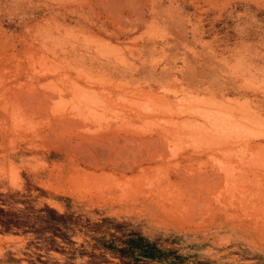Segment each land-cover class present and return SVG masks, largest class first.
I'll return each mask as SVG.
<instances>
[{
    "label": "rangeland",
    "instance_id": "374dc122",
    "mask_svg": "<svg viewBox=\"0 0 264 264\" xmlns=\"http://www.w3.org/2000/svg\"><path fill=\"white\" fill-rule=\"evenodd\" d=\"M0 210V264H264V0H0Z\"/></svg>",
    "mask_w": 264,
    "mask_h": 264
},
{
    "label": "bare ground",
    "instance_id": "6f19581e",
    "mask_svg": "<svg viewBox=\"0 0 264 264\" xmlns=\"http://www.w3.org/2000/svg\"><path fill=\"white\" fill-rule=\"evenodd\" d=\"M34 100V99H33ZM52 100V99H51ZM37 101V100H36ZM35 102V101H34ZM25 103V102H24ZM30 107V106H29ZM44 108V107H43ZM98 125V124H97ZM96 126V125H95ZM93 128V127H92ZM123 127H121V129H122ZM105 129H107V128H103L102 126H100V125H98L96 128H95V130H94V132L93 133H90L89 135L87 134H84V135H86L82 140L84 141V142H74V143H70L69 145L70 146H73V147H75L76 149H78L80 152H85V153H88L89 155L91 154L92 155V157H93V155H95V159H96V157H97V155H98V157L100 156V155H104L102 158H104L105 156H109V155H116V154H118L119 152H120V150L121 149H126L125 148V146L124 147H122V146H120L119 144H121L122 142H131L132 141V144H134L133 143V141L134 140H138L139 142H157L158 141V139H159V135L157 136V135H150V136H144V135H138L137 136V134L136 133H134V132H132V130H124V128H123V132H124V134H121L122 136L120 137L122 140H121V142L118 144V141H117V139L116 138H114L112 141H110V139H109V135L108 134H110V133H112L111 131L112 130H115L116 128H114V129H112L111 131H110V133H108V134H105L104 132H102V133H104V134H99L98 132H100V131H103V130H105ZM120 129V130H121ZM132 129H133V127H132ZM146 129V128H145ZM119 130V129H118ZM118 130H117V132H118ZM140 130V129H139ZM121 131V132H122ZM144 131V130H143ZM142 131V132H143ZM105 132H106V130H105ZM114 132V131H113ZM120 132V131H119ZM122 132V133H123ZM136 132V131H135ZM96 133H98V134H96ZM113 134V133H112ZM114 134H115V132H114ZM79 135V134H78ZM76 137V136H75ZM115 137V136H114ZM117 137V136H116ZM79 138V137H78ZM111 138V137H110ZM112 139V138H111ZM80 140V139H79ZM79 140H76V141H79ZM81 140V141H82ZM117 141V142H116ZM119 141H120V139H119ZM70 142H73V141H71L70 140ZM69 143V142H68ZM122 144H124V143H122ZM150 144V143H149ZM130 145V144H129ZM144 145V147H145V145H146V143L145 144H143ZM143 145L141 146V148L143 147ZM70 146L68 147V148H70ZM149 145H147L146 147H148ZM131 147V146H130ZM129 147V148H130ZM133 147V146H132ZM135 147V146H134ZM140 147V146H139ZM138 147V148H139ZM141 148H140V150H141ZM152 148V147H151ZM154 148V147H153ZM145 149H147V148H145ZM71 149H69V151H70ZM144 150V149H143ZM151 150V149H150ZM67 151V150H66ZM74 151V150H73ZM79 151H76L75 150V152L76 153H78ZM127 151V150H126ZM126 151L124 152V153H126ZM153 151V150H152ZM121 152H123V151H121ZM137 152H138V150H137ZM84 153V154H85ZM129 153V152H128ZM82 155H83V153H81ZM87 154V156H89ZM127 154V153H126ZM134 154V153H133ZM121 155H119V157H120ZM128 155H126V157H127ZM123 157V156H122ZM122 157H121V159H122ZM124 157H125V155H124ZM94 158V157H93ZM99 158H101V157H99ZM111 159H112V157H110ZM109 158V159H110ZM115 158V157H114ZM113 158V159H114ZM116 158H118V156H116ZM138 158V157H137ZM119 159V158H118ZM102 160V159H101ZM101 160H99L98 159V161H101ZM106 160H107V158H106ZM117 160V159H116ZM115 160V161H116ZM93 161V160H92ZM108 161V160H107ZM112 162V161H111ZM119 163V162H118ZM100 164V163H99ZM136 167V166H135Z\"/></svg>",
    "mask_w": 264,
    "mask_h": 264
},
{
    "label": "trees",
    "instance_id": "16d2710c",
    "mask_svg": "<svg viewBox=\"0 0 264 264\" xmlns=\"http://www.w3.org/2000/svg\"><path fill=\"white\" fill-rule=\"evenodd\" d=\"M0 212H2V210H0Z\"/></svg>",
    "mask_w": 264,
    "mask_h": 264
}]
</instances>
